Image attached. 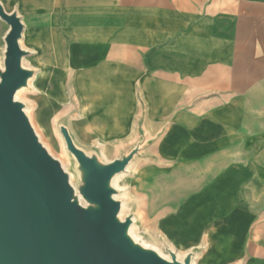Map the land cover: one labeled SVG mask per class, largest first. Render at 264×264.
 Masks as SVG:
<instances>
[{
	"label": "crops",
	"instance_id": "obj_1",
	"mask_svg": "<svg viewBox=\"0 0 264 264\" xmlns=\"http://www.w3.org/2000/svg\"><path fill=\"white\" fill-rule=\"evenodd\" d=\"M0 1L40 98L66 107L71 79L85 141L113 154L144 104L161 135L159 163L130 170L145 224L180 255L203 243L195 264H264V0Z\"/></svg>",
	"mask_w": 264,
	"mask_h": 264
},
{
	"label": "water",
	"instance_id": "obj_2",
	"mask_svg": "<svg viewBox=\"0 0 264 264\" xmlns=\"http://www.w3.org/2000/svg\"><path fill=\"white\" fill-rule=\"evenodd\" d=\"M9 30L0 64V264H195L205 246L180 255L159 220L153 236L162 251L136 237L145 220L138 202L125 208L117 181L141 162L159 163L151 151L160 134L145 129L142 104L137 135L107 160L102 147L76 131L79 106L71 87L68 105L49 119L63 158L37 130L32 112L39 69L25 64V25L0 2Z\"/></svg>",
	"mask_w": 264,
	"mask_h": 264
},
{
	"label": "rangeland",
	"instance_id": "obj_3",
	"mask_svg": "<svg viewBox=\"0 0 264 264\" xmlns=\"http://www.w3.org/2000/svg\"><path fill=\"white\" fill-rule=\"evenodd\" d=\"M8 30H9V27L0 20V61L2 63H3V59H4L5 48H6L4 38H5ZM23 45L24 44L22 42V48L27 49V45H25L26 48L23 47ZM28 50H30V49H28ZM30 57H27L25 59V64L27 66L32 65L30 63V61H32V59ZM30 67H32V66H30ZM36 79H37V77H36ZM36 79L33 82V87H34V90L36 91V93L35 94H28L26 96V98L29 101H31L35 104L36 110L35 109L33 110V112L35 111V114H34L35 118H33V120L35 119L34 124H35L37 130L39 131V133L41 134V136L43 137L44 142L51 148L52 152L55 155H58V156L63 158L62 154L59 152V150L57 148V141L53 137V134L51 132L49 119L57 111H59L60 109H63L65 107V104L64 103H61V104L53 103L52 104L51 100L49 98H47L46 96H44V99H41L42 97H41L37 87H41L42 84L39 82L36 83ZM73 81H74V79H73ZM65 87H67L66 90L68 89L67 90V98H68L69 90L71 89V87L74 89L73 83L71 85V79H69L67 86H65ZM67 102H68V99H67ZM33 112H32V116H33ZM102 152H103L104 157L107 160H109L111 158V156H112L111 150H109L107 148H102ZM134 171L135 170L131 171L129 174L125 175L124 177H122L121 179H119L117 181V186L121 189L126 190V194H125V200H126L125 208L126 209H130L131 205L133 203H135V201H136L137 179L133 174ZM153 230L154 229L150 224H145L144 229H142V230L136 229V230H134V233H135L136 237L143 240L146 245L155 246L162 251L160 244L158 243V241L153 236Z\"/></svg>",
	"mask_w": 264,
	"mask_h": 264
},
{
	"label": "bare ground",
	"instance_id": "obj_4",
	"mask_svg": "<svg viewBox=\"0 0 264 264\" xmlns=\"http://www.w3.org/2000/svg\"><path fill=\"white\" fill-rule=\"evenodd\" d=\"M1 2V1H0ZM25 32V31H24ZM24 41V38H23V40H22V42ZM22 42H21V45H22ZM23 47H25L24 45H23ZM26 48V47H25ZM28 49V48H27ZM31 50V49H30ZM33 56H35V52H34V54H33ZM33 56H31V57H33ZM30 57V58H31ZM0 64H1V67H2V69H3V63L0 61ZM31 66H33V65H31ZM39 73H40V69H39ZM38 73V74H39ZM37 74V75H38ZM37 77V76H36ZM36 110V109H35ZM34 114H35V111L33 112V118H35V116H34ZM34 121H35V119H34ZM126 206V205H125Z\"/></svg>",
	"mask_w": 264,
	"mask_h": 264
}]
</instances>
